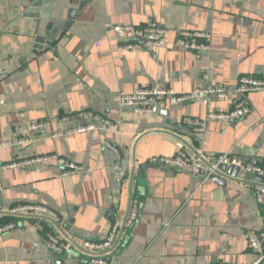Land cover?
Segmentation results:
<instances>
[{
  "label": "crops",
  "instance_id": "obj_1",
  "mask_svg": "<svg viewBox=\"0 0 264 264\" xmlns=\"http://www.w3.org/2000/svg\"><path fill=\"white\" fill-rule=\"evenodd\" d=\"M120 24L164 27L167 47L120 53L110 32ZM182 31L208 33L209 52L178 47ZM244 76L264 79V0H0V143L30 141L0 149V165H17L0 170V227L17 225L0 234V264H84L91 258L84 242H101L114 222H124L133 197L139 219L108 251L111 264H253L247 237L262 229L263 218L251 180L204 182L149 163L173 157L182 139L210 163L232 152L264 168V93L248 96L244 119L208 121L203 143L183 125L185 117L232 110ZM157 87L179 93L224 87L230 96L167 106L156 115L118 105L120 93ZM44 122L41 131L27 132ZM90 125L92 132H73ZM105 142L121 153L123 185ZM47 155L85 171L64 176L53 160L25 163ZM27 204L48 207L59 222L10 214ZM46 232L71 249H49Z\"/></svg>",
  "mask_w": 264,
  "mask_h": 264
},
{
  "label": "built area",
  "instance_id": "obj_2",
  "mask_svg": "<svg viewBox=\"0 0 264 264\" xmlns=\"http://www.w3.org/2000/svg\"><path fill=\"white\" fill-rule=\"evenodd\" d=\"M110 32L118 40L117 50L120 53L142 51L143 49L161 50L167 47V37L169 31L164 27L157 25L133 26L128 24L115 25ZM210 35L205 32L182 31L179 33L177 46L182 49L206 53L210 50ZM253 93H264V79L250 76L241 77L239 84L234 91L236 95L233 101V108L230 111L209 112L205 118L185 117L183 125L189 129L192 136L199 142L203 143L207 133V122H235L244 119L251 111L249 95ZM230 96L229 91L224 87H205L199 88L192 92L179 93L166 87L157 88H139L132 93H120L118 105L120 108H131L138 115H156L167 106H178L189 102H201L208 104L210 97L218 99H227ZM77 118H94L92 113H79ZM108 130L112 129L110 121H104ZM49 124L35 123L28 127L27 132L41 131ZM95 127L90 125L80 127L74 130V133L92 132ZM28 139H20L15 144L9 141L1 142L0 149L9 146H21L29 144ZM105 147L111 150L117 157L115 169L118 173V183L123 185L128 175L127 170L122 165V157L118 147L109 142H105ZM176 154L173 157H155L149 160L151 165H164L185 171L194 177L201 178L204 182L213 178L226 176L219 169V166L236 167L240 169L241 177L239 179L251 180L254 185L255 197L257 204L261 207L263 226L257 233H251L247 237V244L254 254L253 264H262L264 262V183L255 182L254 178L259 177L264 180V168L257 159L245 161L228 152L218 157L214 163L208 162L203 153L188 147L182 139L176 142ZM55 161L61 167L64 176L82 174L85 169L83 166L75 164L58 155H47L36 158L32 161L25 162L45 163ZM16 164L0 165V170L7 167H14ZM11 215L28 214L34 216L49 217L59 222V215L48 207L40 204H27L16 207L10 211ZM140 215V202L137 198L132 199L129 215L124 222L116 221L112 224L106 238L98 243L84 242L83 249L91 253V258L84 264H111L108 259L110 251L120 236L124 228H130L138 221ZM17 227L15 223H8L0 227V234L14 230ZM40 230H44L41 225ZM43 241L47 247L58 254H63L71 249L70 243H63L50 233H45ZM54 264H62L61 260L55 261Z\"/></svg>",
  "mask_w": 264,
  "mask_h": 264
},
{
  "label": "water",
  "instance_id": "obj_3",
  "mask_svg": "<svg viewBox=\"0 0 264 264\" xmlns=\"http://www.w3.org/2000/svg\"><path fill=\"white\" fill-rule=\"evenodd\" d=\"M41 5H42V1H39L38 3H36L33 6L40 8ZM37 12H38V10H37ZM59 27H60L59 24H56L55 28L57 29ZM219 169L221 170L222 173L226 174L227 178L235 179V178L241 177V173H240L239 168L221 165V166H219ZM216 179H218L220 182H226V180L221 179V178H216ZM254 180H255V182H258V183H264V180L262 178H259V177H255Z\"/></svg>",
  "mask_w": 264,
  "mask_h": 264
},
{
  "label": "trees",
  "instance_id": "obj_4",
  "mask_svg": "<svg viewBox=\"0 0 264 264\" xmlns=\"http://www.w3.org/2000/svg\"><path fill=\"white\" fill-rule=\"evenodd\" d=\"M8 219L11 221L13 218H11V217H8ZM9 223H12V222H9Z\"/></svg>",
  "mask_w": 264,
  "mask_h": 264
}]
</instances>
